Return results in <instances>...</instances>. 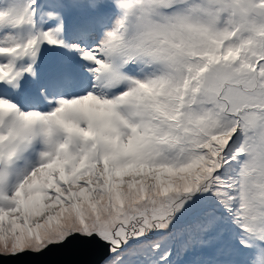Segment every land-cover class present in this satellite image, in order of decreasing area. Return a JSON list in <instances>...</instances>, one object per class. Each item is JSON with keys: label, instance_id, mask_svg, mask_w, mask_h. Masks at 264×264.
Returning <instances> with one entry per match:
<instances>
[{"label": "snow or ice", "instance_id": "1", "mask_svg": "<svg viewBox=\"0 0 264 264\" xmlns=\"http://www.w3.org/2000/svg\"><path fill=\"white\" fill-rule=\"evenodd\" d=\"M74 236L264 264V0H0V257Z\"/></svg>", "mask_w": 264, "mask_h": 264}, {"label": "water", "instance_id": "2", "mask_svg": "<svg viewBox=\"0 0 264 264\" xmlns=\"http://www.w3.org/2000/svg\"><path fill=\"white\" fill-rule=\"evenodd\" d=\"M107 255L106 246L70 238L60 246H50L41 253H24L15 257H0V264H99Z\"/></svg>", "mask_w": 264, "mask_h": 264}, {"label": "rangeland", "instance_id": "3", "mask_svg": "<svg viewBox=\"0 0 264 264\" xmlns=\"http://www.w3.org/2000/svg\"><path fill=\"white\" fill-rule=\"evenodd\" d=\"M77 13H72L70 16H69V18H68V23L69 24H71V23H73L76 19H77ZM177 250H179V248H177ZM141 260H147L148 258L146 257V256H140L139 257ZM187 258V256L186 255H184V256H178L177 257V259L178 260H181V259H183V260H185Z\"/></svg>", "mask_w": 264, "mask_h": 264}, {"label": "clouds", "instance_id": "4", "mask_svg": "<svg viewBox=\"0 0 264 264\" xmlns=\"http://www.w3.org/2000/svg\"><path fill=\"white\" fill-rule=\"evenodd\" d=\"M102 261V260H101ZM100 263V262H99Z\"/></svg>", "mask_w": 264, "mask_h": 264}]
</instances>
